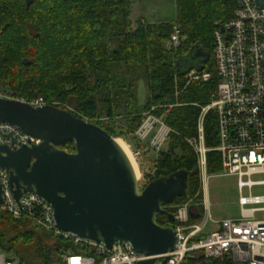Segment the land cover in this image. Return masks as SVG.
I'll return each mask as SVG.
<instances>
[{
	"label": "trees",
	"instance_id": "obj_1",
	"mask_svg": "<svg viewBox=\"0 0 264 264\" xmlns=\"http://www.w3.org/2000/svg\"><path fill=\"white\" fill-rule=\"evenodd\" d=\"M139 0H0V87L20 97L43 98L48 105L72 112L106 130L113 138L118 120L134 134L147 113L163 117L171 129L167 151L158 154L149 182L184 172L187 196L193 199L190 223L200 222L203 181L198 157L189 141L198 137L202 108L217 91L214 50L216 24L234 17L236 0H176L175 21L134 28L132 6ZM182 41L167 46L175 28ZM194 49L202 57L193 70L211 74L207 82H188L185 59ZM180 60H183L180 62ZM148 97L139 103L138 84ZM217 116L204 119L207 174L222 171ZM74 143L62 148L74 152ZM166 210L175 214L170 207ZM161 226H173L167 217ZM21 243L19 264H57L60 250L70 246L0 211V247Z\"/></svg>",
	"mask_w": 264,
	"mask_h": 264
},
{
	"label": "built area",
	"instance_id": "obj_2",
	"mask_svg": "<svg viewBox=\"0 0 264 264\" xmlns=\"http://www.w3.org/2000/svg\"><path fill=\"white\" fill-rule=\"evenodd\" d=\"M234 17L216 24L214 32V60L218 87L210 103L202 108L197 139L189 141L198 157V168L206 177L209 149L205 146L204 119L210 112L217 116L219 145L212 149L220 153L222 170L238 180L240 191V219L217 222L216 231L204 234L211 216L196 224L190 223L193 199L171 205L175 221L171 226L176 244L172 252L159 256H145L135 252L130 243L116 242L109 250L103 244L60 232L56 226L54 208L36 194H23L19 200L13 194L10 175L0 168L2 201L0 211L13 220H27L34 228L54 238L68 241L70 246L60 250L57 264H264V195L244 196L264 186V8L254 0H236ZM167 43L169 48L180 45L182 38L176 27ZM188 82L211 79V74L191 70ZM0 98L16 100L34 107L48 105L43 98H23L10 88L0 87ZM88 121V120H87ZM171 129L163 117L147 113L133 137L159 154L168 144ZM41 140L24 134L19 128L0 123V145L16 150L23 146L39 145ZM130 148V146H128ZM138 163L140 148L130 151ZM169 207V206H167ZM166 207V208H167ZM201 223V224H200ZM0 264H19L0 249Z\"/></svg>",
	"mask_w": 264,
	"mask_h": 264
},
{
	"label": "water",
	"instance_id": "obj_3",
	"mask_svg": "<svg viewBox=\"0 0 264 264\" xmlns=\"http://www.w3.org/2000/svg\"><path fill=\"white\" fill-rule=\"evenodd\" d=\"M254 1L264 8V0ZM200 51L184 60L186 74L203 56ZM0 123L41 140L39 145L16 150L0 145V168L10 175L16 201L27 193L44 198L54 208L60 232L103 244L109 250L117 241L130 243L145 256L174 250L173 228L161 226L158 219L165 216L174 223L175 216L166 207L187 196L186 173L141 188L132 161L115 138L96 124L52 105L34 107L0 98ZM67 143H74V152L62 148Z\"/></svg>",
	"mask_w": 264,
	"mask_h": 264
},
{
	"label": "rangeland",
	"instance_id": "obj_4",
	"mask_svg": "<svg viewBox=\"0 0 264 264\" xmlns=\"http://www.w3.org/2000/svg\"><path fill=\"white\" fill-rule=\"evenodd\" d=\"M177 11L176 0H139L132 6L131 20L134 24V28H136L137 23L142 19L147 20L150 24L173 22L176 19ZM197 50L198 49H194L193 53H196ZM138 96L139 103L145 105L148 92L143 81L138 84ZM115 126V140H121L126 145L129 153L137 147L140 148L143 153L136 167L139 173L138 179L140 187L144 188L149 183L147 176L149 174H154L155 168L153 166L155 165L158 154L149 150L144 144H137L133 134L127 133L126 124L122 120H118ZM128 146H130V148ZM167 149L168 145H165L162 151H167ZM134 164H136L135 161ZM201 179L203 181L204 215L206 216L207 212H209L211 216V219L207 220L208 224L204 229V234H208L214 230L216 231L218 227L217 222L219 221L240 219L242 210L239 205L240 191L237 178L222 170L214 175L207 174L206 177L202 173ZM256 179L264 180V176L256 177L255 180ZM243 191L244 196H249L250 194L255 196L264 195V186H256L251 191L247 189ZM0 249L6 256L12 257L19 262V254L24 251L25 247L19 243L14 245L12 249H9V245L6 243V245L0 247Z\"/></svg>",
	"mask_w": 264,
	"mask_h": 264
},
{
	"label": "bare ground",
	"instance_id": "obj_5",
	"mask_svg": "<svg viewBox=\"0 0 264 264\" xmlns=\"http://www.w3.org/2000/svg\"><path fill=\"white\" fill-rule=\"evenodd\" d=\"M116 141H117V143L122 147V149L126 152V154L128 155V157H129L130 160L132 161V163H133V165H134V168H135V170H136L137 176H139V173H138V171H137V167H136L137 162H136L133 158H131L132 156H130V153L128 152V149H127L126 145H125L121 140H116ZM134 161H135L136 164H134Z\"/></svg>",
	"mask_w": 264,
	"mask_h": 264
},
{
	"label": "crops",
	"instance_id": "obj_6",
	"mask_svg": "<svg viewBox=\"0 0 264 264\" xmlns=\"http://www.w3.org/2000/svg\"><path fill=\"white\" fill-rule=\"evenodd\" d=\"M141 21H146L147 22V20H145V19H142ZM144 161V160H143ZM138 164V163H137Z\"/></svg>",
	"mask_w": 264,
	"mask_h": 264
}]
</instances>
